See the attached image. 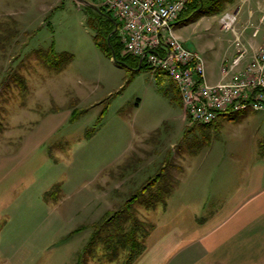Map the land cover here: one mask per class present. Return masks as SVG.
<instances>
[{
	"label": "rangeland",
	"instance_id": "374dc122",
	"mask_svg": "<svg viewBox=\"0 0 264 264\" xmlns=\"http://www.w3.org/2000/svg\"><path fill=\"white\" fill-rule=\"evenodd\" d=\"M239 4L221 1L213 13L173 25L204 57L211 82L234 53V33L220 18ZM98 12L78 0H0V264H79L84 253L82 264H126L129 247L116 239L134 218L141 249L152 224L189 229L217 209L222 184L246 182L264 165V113L183 122L166 73L145 61L117 63L96 44L88 18ZM26 142L32 148L18 153ZM159 173L164 198L153 200L156 190L141 189ZM174 184L179 190L168 196ZM136 194L122 212L127 220L106 219Z\"/></svg>",
	"mask_w": 264,
	"mask_h": 264
},
{
	"label": "built area",
	"instance_id": "2783aa9c",
	"mask_svg": "<svg viewBox=\"0 0 264 264\" xmlns=\"http://www.w3.org/2000/svg\"><path fill=\"white\" fill-rule=\"evenodd\" d=\"M87 1L100 2L119 22L122 54L143 58L150 69L166 73L176 84L184 117L191 124H209L221 115L246 110L264 113V5L257 22L251 11L240 28L239 10L222 15V28L234 33V54L222 62L219 79L211 82L202 54L184 46L173 27L191 0ZM248 29L250 39L245 37Z\"/></svg>",
	"mask_w": 264,
	"mask_h": 264
},
{
	"label": "crops",
	"instance_id": "0c3cea01",
	"mask_svg": "<svg viewBox=\"0 0 264 264\" xmlns=\"http://www.w3.org/2000/svg\"><path fill=\"white\" fill-rule=\"evenodd\" d=\"M263 5L264 0H241L233 11L239 10L241 13L242 6H247V15L252 11V19L257 22ZM261 40L259 36L256 42L260 43ZM179 104L182 121L185 122L187 119L181 98ZM54 123L51 133L58 126ZM43 140H35L33 147H38ZM28 144L26 142L18 153L31 149L32 146ZM247 177L246 182L238 185L222 184L220 200L215 201L217 209L202 218L201 222H196V225L191 224L189 229L158 232L155 223L146 239L145 249L132 264H264V165L253 167ZM174 178L180 180L178 176ZM175 184L168 196L179 190L174 188ZM161 186L157 181L151 188L156 190ZM173 189L174 193L171 194Z\"/></svg>",
	"mask_w": 264,
	"mask_h": 264
},
{
	"label": "trees",
	"instance_id": "16d2710c",
	"mask_svg": "<svg viewBox=\"0 0 264 264\" xmlns=\"http://www.w3.org/2000/svg\"><path fill=\"white\" fill-rule=\"evenodd\" d=\"M221 1H230V0H191L188 3L187 7L179 14L176 21L177 22H183V24H187L191 21H196L201 16L213 13L218 8L217 5ZM100 10L102 12L99 11L98 12L99 15H97L95 17H89L88 18V22L90 24L93 23V25H96V27H98V33L94 37L96 44L99 45L104 51H107L109 57H111V58H112V49H113L115 51V55H116L117 59H122L125 61H126V59H130L131 61L136 62V64L140 65V58H137V57H134L131 55H126V54L125 55L123 54L124 56L122 55L123 45H122V43L118 37V32L111 34L113 32V30L115 29L116 24L119 25V22L111 14L106 13L105 10L103 9V7L100 6ZM40 52H43V51H40ZM143 65H144V63L142 62L141 66H143ZM22 82H23V79L21 81H19V85H21ZM220 117H222V115ZM214 122H216V121H214ZM214 122L209 123V124H204V123H193V124H201L202 126H210ZM162 176H165V174L159 173L156 175V177L151 178L149 180V182H147L146 186H144L141 189L142 193L147 191L148 187H150V186L152 187V185L155 184V182L159 181ZM171 188H172L171 185L167 188L168 192L171 190ZM156 192H157L156 195L154 194L156 197L152 198L153 200H157L155 198H158V197L164 198L163 197L164 192H163L162 187L160 189L159 188L156 189ZM139 196H140V194L133 195L124 204L122 209H119V210L115 211L114 213L112 212L113 215L106 218V219H109V221H112L115 218L116 222H118V221L121 222L122 219L127 220L128 218H124L122 212H124V211L126 212L128 209L130 211L132 204L138 199ZM152 202L153 201L148 202L147 205L151 206ZM140 222L141 221H139L138 218H134L133 225L131 224L130 230L117 236V239H116L117 243H119V245L125 246L126 248L129 247L128 250H130V253L128 254V256L126 258V260H127L126 264H132L133 261L141 254V252L146 247V243H144L143 246L141 247V249H137V246L139 245L137 226L140 224ZM118 226H119V224H118ZM154 227H155V224H152L151 230L149 232L145 233L144 239H147L148 235L151 233V231L154 229ZM96 233H97V231H96ZM95 234L90 239L87 247L90 246L92 241L95 239ZM87 247L85 249H87ZM112 247H113V245H111V243L108 242L107 248L110 249ZM83 255H79V257H78L79 262H80L79 264L83 263V260H82Z\"/></svg>",
	"mask_w": 264,
	"mask_h": 264
},
{
	"label": "water",
	"instance_id": "95a60500",
	"mask_svg": "<svg viewBox=\"0 0 264 264\" xmlns=\"http://www.w3.org/2000/svg\"><path fill=\"white\" fill-rule=\"evenodd\" d=\"M78 2H80V3H82V4H85V5H87V6L91 7V8H93V9H95V10H97V11H101L97 5L91 3V2H89V1H87V0H78ZM117 28H118V26H117V24H116L113 33H115V32L117 31ZM112 58H113L117 63H121V64L123 63L122 61H120L119 59L116 58L115 51H114L113 49H112ZM142 61H143V58H140V66H139V68L141 67V63H142Z\"/></svg>",
	"mask_w": 264,
	"mask_h": 264
}]
</instances>
